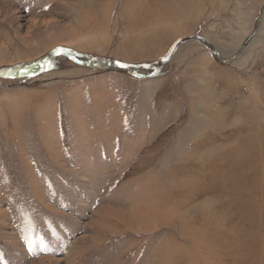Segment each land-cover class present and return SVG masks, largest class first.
<instances>
[{
	"label": "rangeland",
	"instance_id": "374dc122",
	"mask_svg": "<svg viewBox=\"0 0 264 264\" xmlns=\"http://www.w3.org/2000/svg\"><path fill=\"white\" fill-rule=\"evenodd\" d=\"M97 1L0 0V72L57 48L80 54L0 77V264H264V22L231 62L193 40L154 72L187 36L231 55L264 0ZM219 158L213 174L193 171ZM183 177L207 185L170 195L178 211L162 221L155 211ZM252 181L261 206L250 218L223 199L248 197ZM185 226L203 227L197 240Z\"/></svg>",
	"mask_w": 264,
	"mask_h": 264
},
{
	"label": "bare ground",
	"instance_id": "6f19581e",
	"mask_svg": "<svg viewBox=\"0 0 264 264\" xmlns=\"http://www.w3.org/2000/svg\"><path fill=\"white\" fill-rule=\"evenodd\" d=\"M97 0H95V2H96ZM95 2H88V5H87V7H88V9L91 11L90 13H93L95 10H94V3ZM97 3H98V1H97ZM97 5V4H96ZM138 5V1H133V4H132V6L130 7V9H137V8H141V7H143L144 5H141L140 4V6H137ZM98 6V5H97ZM106 4H100V6L98 7L99 8V10H101L103 13H105V10H104V8H106ZM11 6H9V9H11L10 8ZM96 12H97V10H96ZM135 14V13H134ZM262 28V26L259 28V29H261ZM258 37V36H257ZM256 37V39H254L252 42H251V44H250V46H252L253 44H255L256 42H258L259 40H260V38L259 37H261V36H259L258 38ZM223 53V52H222ZM229 56V55H228ZM222 160V159H221ZM221 160H220V158L219 159H216V160H214V161H210V163L209 162H201V164H199V165H194V168H195V170H193V171H195V172H200V170L199 169H201V168H204L205 166H207V167H209V169H210V172H211V174H213L214 172H215V168L217 167V166H220L221 165ZM208 161V160H207ZM191 162V161H190ZM195 162V161H194ZM175 168H177L176 170H182L183 172H188L189 170H190V168L188 167V166H186L185 164H183V165H181V164H178V166L177 167H175ZM203 170V169H202ZM188 174V173H187ZM184 179H180L181 180V182H179V183H174V182H172L171 184H172V191L169 193V198H168V196H166L163 200H162V202L159 204V208L155 211V212H158L157 214H159V215H162L163 214V217L162 218H160V219H162V221H163V219L165 220V221H167V219H168V214H171L172 216L173 215H175V210L176 211H178L177 210V206L175 205V203L172 201V196H181V194L183 193L182 191L183 190H180L179 188H181V187H190V186H192V188H191V190L190 191H188V192H192V193H194V191L196 190H198V188L200 189V188H202V186L203 185H205L206 184V181H202V180H200L199 179V181H194V182H192V181H190L189 180V178L188 177H183ZM264 179V178H263ZM249 182V181H248ZM252 182H254V181H252ZM167 183V182H166ZM254 183H256V182H254ZM254 183H252L253 184V188H255V189H253V190H251V192H250V190L249 189H247L246 191H248L249 193V196L248 197H246V198H244V197H242L240 194H238V193H236L235 194V196H234V198H233V196H232V198L231 199H223L225 202H226V205L225 206H229L230 208H232V207H234L235 205H236V207H234V209H240L241 208V212L244 210V208L247 210V209H249V211H248V216L251 218V217H253V215H255L254 213H255V209L257 208V207H259V206H261V201H259L258 199L259 198H257V197H259V195L258 194H255L254 192L256 191V189H257V191H258V184L256 185V186H254L255 184ZM249 184H250V182H249ZM207 185V184H206ZM197 186V187H196ZM213 186V185H212ZM208 187H209V185H208ZM223 187H225L224 185H223ZM174 188V189H173ZM204 189H205V187H204ZM195 191V192H196ZM203 192V191H202ZM207 192V191H206ZM240 193V192H239ZM170 195H172V196H170ZM183 195V194H182ZM184 196H185V194H184ZM223 196H226V195H223ZM223 196H219V198H223ZM256 196V197H255ZM172 197V198H171ZM221 200V199H220ZM261 200V199H260ZM172 201V202H171ZM181 202V201H180ZM228 202V203H227ZM221 204H222V202H220ZM209 204V203H208ZM237 205H238V207H237ZM263 205H264V202H263ZM179 207V206H178ZM153 210V209H152ZM238 212V211H237ZM183 213V212H182ZM155 214V213H154ZM200 215V214H199ZM208 214H206V216H205V218L203 219V220H206V218L209 220V218H208V216H207ZM263 215V214H262ZM261 215V216H262ZM188 216V215H187ZM257 216V215H256ZM264 216V215H263ZM160 217V216H159ZM258 217V216H257ZM192 218V217H191ZM262 218H264V217H262ZM184 220V219H183ZM191 220V219H190ZM219 220H220V218L218 217H213L212 216V222H209L214 228H220L221 227V225H220V222H219ZM260 220H261V218H260ZM196 221V220H195ZM200 221V220H199ZM253 222H256V221H254V220H252ZM168 222V221H167ZM245 222V221H244ZM263 223V222H262ZM205 223H202V226L204 225ZM237 224V223H236ZM258 226V225H257ZM256 226V227H257ZM260 226V225H259ZM188 227V226H187ZM204 227V226H203ZM202 227V228H203ZM253 227V226H252ZM252 227H251V229H252ZM201 228V229H202ZM254 228V227H253ZM262 228V227H261ZM183 229H184V235H186V236H191L192 238H194L195 240H197V236L196 235H194V234H190V233H193V232H196V231H198V230H201L200 228H198V229H195L194 227L192 228V230L190 229V230H187L188 228H186V226L185 227H183ZM224 232H228L229 231V229H228V231H226V230H223ZM231 231V230H230ZM229 231V233H231ZM202 232V231H201ZM255 233V232H254ZM215 234H217V231L215 232ZM219 235V234H218ZM225 235H227V234H225ZM216 236V235H215ZM214 236V237H215ZM220 236V235H219ZM255 236V235H254ZM221 237V236H220ZM226 237V236H225ZM224 237V238H225ZM258 237V236H257ZM256 237V238H257ZM199 238V237H198ZM211 238V237H210ZM209 238V239H210ZM223 238V237H222ZM246 238V237H245ZM255 238V237H254ZM200 241V240H199ZM194 242H196V241H194ZM210 243H211V240H210ZM245 246V245H244Z\"/></svg>",
	"mask_w": 264,
	"mask_h": 264
},
{
	"label": "water",
	"instance_id": "95a60500",
	"mask_svg": "<svg viewBox=\"0 0 264 264\" xmlns=\"http://www.w3.org/2000/svg\"><path fill=\"white\" fill-rule=\"evenodd\" d=\"M263 11L264 9H262L261 14H263ZM263 22H264L263 18L258 19L256 22V25L254 26L253 32L244 41L241 48L234 51L229 56L227 55L224 56L221 50H219L216 46H214L207 38L202 37L200 35H193V36H187V37L181 38L172 46L169 52L157 62V64L154 66V72L160 70L161 68H163L165 65H167L170 62V60L173 58L174 54L176 53L180 45L193 41V40L202 42L209 49V51L212 52L223 63L231 62L235 60L239 55H241L247 49L248 46H250L251 42L257 37V34L259 33V28ZM54 56L69 57L76 62H80V59H79L80 54L78 52L70 48H57L53 50L51 53H49L47 56H45L44 59L36 62L32 68H29L27 70L20 69L16 72V74L0 72V77L17 78V77H23L29 74L38 73L45 68L48 61ZM95 60L100 63L99 66L102 68H107V69L113 68L117 70H124L140 78H146L150 76L149 74L140 73L139 70L137 69V66L133 64L117 62V61H113V60H110L104 57H95Z\"/></svg>",
	"mask_w": 264,
	"mask_h": 264
}]
</instances>
